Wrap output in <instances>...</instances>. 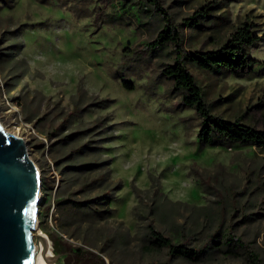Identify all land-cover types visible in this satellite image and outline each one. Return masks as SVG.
Wrapping results in <instances>:
<instances>
[{"label": "rangeland", "instance_id": "rangeland-1", "mask_svg": "<svg viewBox=\"0 0 264 264\" xmlns=\"http://www.w3.org/2000/svg\"><path fill=\"white\" fill-rule=\"evenodd\" d=\"M113 1L0 0V122L26 140L45 181L41 199L49 200L39 204L40 231L54 254V237L62 235L114 264H256L243 246L199 261L149 246V224L167 235L175 225H203L200 208L216 209L220 201L229 206L227 225L235 223L236 235L264 263V148L202 145L194 110L181 106L160 75L173 58L141 52L163 22L155 17L140 25L123 14L124 21L116 14L112 22ZM160 1L182 30L186 51L215 49L244 21L256 23L261 40L250 54L258 63L247 75L185 64L215 113L264 128V0ZM207 5L209 16L184 24ZM78 96L84 108L74 111ZM99 99L106 101L97 106ZM195 170L220 180L221 197L204 189ZM104 194L108 199L99 203ZM56 198L93 201L78 208L57 205ZM244 212L253 220H244ZM205 238L199 232L191 246Z\"/></svg>", "mask_w": 264, "mask_h": 264}, {"label": "trees", "instance_id": "trees-1", "mask_svg": "<svg viewBox=\"0 0 264 264\" xmlns=\"http://www.w3.org/2000/svg\"><path fill=\"white\" fill-rule=\"evenodd\" d=\"M210 5L205 6L204 13L196 11L185 25L193 24L192 19L196 16H209ZM112 8L115 15H108L110 21H124L123 15H128V19L135 20L140 25H145L152 18L160 19L163 22V30L158 32L153 41H145L143 51L148 55L166 56L173 58V63L164 62L160 75L169 79L172 85L173 93L180 96V104L183 107L194 110L199 119L198 137L202 145H257L264 148V128H257L254 125L242 121L241 117L233 119L225 118L215 113L211 104L207 101L203 87L198 83L196 76L187 68L186 61L194 62L198 67L217 73L234 74L236 76H245L250 73L258 59L250 54L251 48L256 47L261 40L258 34L256 23L253 21H244L237 26L230 36L218 44V47L212 50L195 49L186 51L184 48V34L178 27V23L173 22L171 15L160 0H114ZM208 10V11H207ZM119 14V20L117 15ZM123 14V15H122ZM122 15V16H121ZM114 17V18H113ZM127 23V21H126ZM217 41V39H215ZM217 43V42H216ZM123 84L127 88H133L132 82L123 78ZM106 100L99 99L94 103L101 106ZM81 96L74 102V111H80L84 108ZM81 107H80V106ZM201 179V184L208 191L217 193L220 197L218 185L220 180L216 176L204 178L195 170ZM215 181V183H212ZM262 183V182H261ZM42 187L45 188V181H42ZM160 188V184H159ZM232 202H235L236 191L232 190ZM229 194V195H230ZM99 203L106 202L108 196L100 197ZM161 192L159 191V211L162 212L160 202ZM231 199V198H230ZM48 198H42V204H47ZM57 205L70 201L72 205L78 208H85L93 199L76 201L73 199H55ZM219 202V207L212 209L205 205L200 208L206 217L203 225L199 220H195L192 227L185 225H175L174 233L165 234L149 224L148 242L153 248L167 247L170 255L179 256L190 261H199L204 256H210L217 252L226 254H236L237 246H243L247 249L250 256H253L256 264H264L254 250L242 241L241 237L235 233V223L227 225V208L225 202ZM44 207L40 209V217L44 215ZM244 220L251 221V214L244 212ZM205 233V239L200 246H191L192 239L199 232ZM54 249L60 253L58 263L56 264H114L108 262L105 255L100 251H95L81 245H74L64 239L62 235L54 237ZM145 264H170L166 261H152Z\"/></svg>", "mask_w": 264, "mask_h": 264}, {"label": "water", "instance_id": "water-1", "mask_svg": "<svg viewBox=\"0 0 264 264\" xmlns=\"http://www.w3.org/2000/svg\"><path fill=\"white\" fill-rule=\"evenodd\" d=\"M42 187L39 169L26 140L0 122V264H33L36 242L49 236L35 233ZM50 239V238H49ZM60 253L46 258L56 264Z\"/></svg>", "mask_w": 264, "mask_h": 264}, {"label": "bare ground", "instance_id": "bare-ground-1", "mask_svg": "<svg viewBox=\"0 0 264 264\" xmlns=\"http://www.w3.org/2000/svg\"><path fill=\"white\" fill-rule=\"evenodd\" d=\"M35 165H36V163H35ZM37 169H39L38 166H37ZM41 191H42V189L40 188V191H39V197L40 198H41ZM35 228H36V230L37 229L39 230V232H37V233L44 234L43 231H40L39 220H38L37 226H35ZM53 255H54V253H53V249H52L51 240L48 237L45 238L44 236H42V239H40L39 242H36V257H35L33 264H48L45 259L50 258Z\"/></svg>", "mask_w": 264, "mask_h": 264}, {"label": "built area", "instance_id": "built-area-1", "mask_svg": "<svg viewBox=\"0 0 264 264\" xmlns=\"http://www.w3.org/2000/svg\"><path fill=\"white\" fill-rule=\"evenodd\" d=\"M52 208H53V210H54V208H55V203H53V206H52Z\"/></svg>", "mask_w": 264, "mask_h": 264}]
</instances>
